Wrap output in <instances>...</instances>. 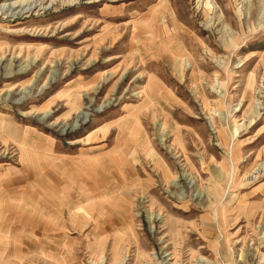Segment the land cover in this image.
<instances>
[{
	"label": "rangeland",
	"instance_id": "obj_1",
	"mask_svg": "<svg viewBox=\"0 0 264 264\" xmlns=\"http://www.w3.org/2000/svg\"><path fill=\"white\" fill-rule=\"evenodd\" d=\"M0 264H264V0H0Z\"/></svg>",
	"mask_w": 264,
	"mask_h": 264
},
{
	"label": "bare ground",
	"instance_id": "obj_2",
	"mask_svg": "<svg viewBox=\"0 0 264 264\" xmlns=\"http://www.w3.org/2000/svg\"><path fill=\"white\" fill-rule=\"evenodd\" d=\"M15 4H16V3H15ZM14 6H15V5H14ZM10 9H11V7H9V9H8V10H10ZM85 117H86V116H85ZM85 117H83V119H85ZM83 119H82V120H83ZM82 120H81V121H82ZM83 121H84V120H83Z\"/></svg>",
	"mask_w": 264,
	"mask_h": 264
}]
</instances>
